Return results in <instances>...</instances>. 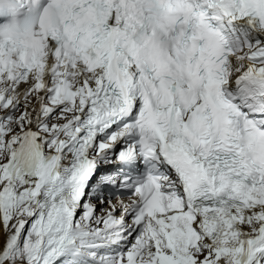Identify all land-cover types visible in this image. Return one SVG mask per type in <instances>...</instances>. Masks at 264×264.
<instances>
[{"label": "snow or ice", "instance_id": "6c2138e0", "mask_svg": "<svg viewBox=\"0 0 264 264\" xmlns=\"http://www.w3.org/2000/svg\"><path fill=\"white\" fill-rule=\"evenodd\" d=\"M0 264H264V0H0Z\"/></svg>", "mask_w": 264, "mask_h": 264}]
</instances>
